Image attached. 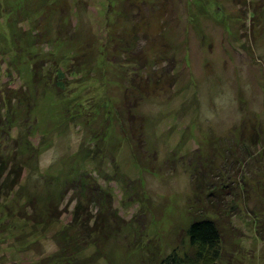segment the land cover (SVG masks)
Here are the masks:
<instances>
[{
    "label": "rangeland",
    "instance_id": "obj_1",
    "mask_svg": "<svg viewBox=\"0 0 264 264\" xmlns=\"http://www.w3.org/2000/svg\"><path fill=\"white\" fill-rule=\"evenodd\" d=\"M0 164V264H155L199 211L264 264V0H0Z\"/></svg>",
    "mask_w": 264,
    "mask_h": 264
},
{
    "label": "trees",
    "instance_id": "obj_2",
    "mask_svg": "<svg viewBox=\"0 0 264 264\" xmlns=\"http://www.w3.org/2000/svg\"><path fill=\"white\" fill-rule=\"evenodd\" d=\"M34 66L42 67L43 65L42 64L37 65V63L34 62ZM38 71H39V67H38ZM74 72L75 71L73 70L72 65H71V68L69 69L68 73L72 75ZM63 74L65 75V72L63 71V69L57 68L54 71L53 73L54 78L53 79L50 78L53 81L55 80L54 87H57V86L61 87V84L64 83L62 81L64 77ZM30 79L31 80L33 79V81L35 80L37 81L39 79V73L33 70V74L30 76ZM25 96L26 95H24V97ZM27 99L28 97L26 96L24 100H27ZM5 166L7 165L0 164V176ZM11 169H16V168L12 167L9 169L8 172H10ZM13 172H11L10 175L7 174V179L6 181H4L5 185L9 183L8 186L10 188L13 187V185L18 181L17 180L18 170L16 174L14 172V175L12 176L11 174ZM201 172L202 171H200V173ZM193 173H194L193 175L198 174V173L196 174L195 171ZM81 179L82 178L80 177V179L78 180L79 183H76L77 180H74L75 183L73 181L75 187L78 188L79 192H77L78 196H75L74 199H71V201L74 200V206L70 211V214L72 217L71 221L75 227L77 226V222H79L80 227L83 229L84 228L88 229L89 227L93 231L95 229L98 230L100 227H98V221L96 220L97 216L95 218L94 216L91 215V206L97 202V204H99L98 206L102 207L105 202L104 201L101 202L99 201V198H94L93 196L86 194L87 192L86 188L88 187L95 188V187L92 185L82 184L84 178L82 179V181ZM89 183H92V182L90 181ZM93 183L99 184L96 181H94ZM1 191H2V185L0 184V193ZM106 202L109 203L108 206L112 204L110 200H107ZM189 205L190 206L188 207V209H190V211L194 210V205L191 203ZM51 207H52L51 208L52 210H50V214H54L55 218H58L61 215V212H60L61 208L57 204H51ZM108 211L112 214H115L112 211V207H111V210L108 209ZM104 213L106 214V211ZM104 213H102L101 210H99L97 214L98 216H100L101 221H105L107 218V215L104 216ZM199 213H197L199 215L193 216V218L190 220V222L188 223L186 227L185 232L188 238V242L186 246L183 245V247H180V246L173 247L165 256H162L160 258L159 262L155 264H219L218 262L222 254V248H221L222 233L217 224L218 223L217 219L214 216V213L213 215L205 211H202V212L199 211ZM88 242L89 241H86L85 244H87Z\"/></svg>",
    "mask_w": 264,
    "mask_h": 264
}]
</instances>
